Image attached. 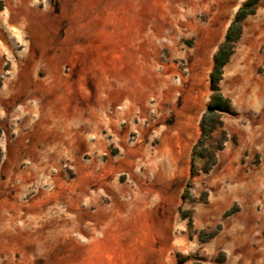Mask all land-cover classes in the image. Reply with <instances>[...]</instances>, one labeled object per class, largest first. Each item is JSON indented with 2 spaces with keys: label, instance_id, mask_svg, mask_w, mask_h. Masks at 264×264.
<instances>
[{
  "label": "rangeland",
  "instance_id": "1",
  "mask_svg": "<svg viewBox=\"0 0 264 264\" xmlns=\"http://www.w3.org/2000/svg\"><path fill=\"white\" fill-rule=\"evenodd\" d=\"M243 1L0 0V264H264V0L223 70L227 142L182 200Z\"/></svg>",
  "mask_w": 264,
  "mask_h": 264
},
{
  "label": "trees",
  "instance_id": "2",
  "mask_svg": "<svg viewBox=\"0 0 264 264\" xmlns=\"http://www.w3.org/2000/svg\"><path fill=\"white\" fill-rule=\"evenodd\" d=\"M259 0H244L233 16L228 26L223 40L217 46L216 52L212 56V65L209 73L210 99L199 122V136L191 148V158L189 163V181L182 194V200L190 197V181L199 174H207L217 164V154L223 150L227 142L226 132L223 128V117L236 116L237 112L232 108L229 98L221 92L220 82L223 77L224 67L228 64L235 48L241 38L243 22L253 16L257 10ZM220 132V137L216 140L215 134ZM230 211L224 215L228 216ZM188 231L194 233L192 220L189 219ZM220 226L206 233L200 231L198 237L201 241L212 239L216 236Z\"/></svg>",
  "mask_w": 264,
  "mask_h": 264
},
{
  "label": "crops",
  "instance_id": "3",
  "mask_svg": "<svg viewBox=\"0 0 264 264\" xmlns=\"http://www.w3.org/2000/svg\"><path fill=\"white\" fill-rule=\"evenodd\" d=\"M114 58H115V60H116V59H118V56H117V55H115V56H114ZM115 60H114V61H115Z\"/></svg>",
  "mask_w": 264,
  "mask_h": 264
}]
</instances>
